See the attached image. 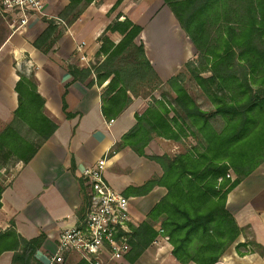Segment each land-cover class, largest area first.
<instances>
[{"label":"trees","instance_id":"obj_1","mask_svg":"<svg viewBox=\"0 0 264 264\" xmlns=\"http://www.w3.org/2000/svg\"><path fill=\"white\" fill-rule=\"evenodd\" d=\"M96 0H69L58 22L48 27L34 44L47 52L67 26L72 25ZM122 2L118 0L111 11ZM197 50V60H188L166 82L150 63L144 43L135 40L142 26L129 18L118 17L102 33L95 64L80 67L66 64L75 80L101 86L102 111L107 119L117 117L138 95L140 87L157 90L160 98L142 112L136 123L117 141L110 155L129 146L163 169L161 177H152L137 188L147 193L155 185L167 188L166 195L140 225H131V254L136 259L159 233L187 255L194 264H216L238 240L244 228L227 207L228 194L264 162V0H164ZM118 31L115 43L107 31ZM210 75L205 76V73ZM16 84L19 106L11 122L0 131V155L5 161L28 164L44 142L56 131L58 123L44 113L45 99L38 92L34 71H19ZM194 79L212 108L205 109L185 86ZM150 95L148 93L144 97ZM62 109L68 111L63 96ZM28 128V134L22 133ZM192 136L196 143L176 154H149L146 147L154 138L179 141ZM72 155V164H73ZM5 168V166H3ZM230 171L234 178L228 176ZM80 184L87 196L84 179ZM4 184L0 180V207ZM86 209V210H87ZM45 234L32 239L11 228L0 233V254L14 250L12 264H43L34 257ZM252 245L264 255L256 241ZM250 251H254L250 249ZM179 253V252H178ZM82 264H90L82 263Z\"/></svg>","mask_w":264,"mask_h":264},{"label":"crops","instance_id":"obj_2","mask_svg":"<svg viewBox=\"0 0 264 264\" xmlns=\"http://www.w3.org/2000/svg\"><path fill=\"white\" fill-rule=\"evenodd\" d=\"M117 1L96 0L90 4L78 20L64 29L47 52L34 44L49 24L42 16L58 22L60 12L69 0H44L42 12L34 14L25 26L18 28L11 26L12 17L4 15L0 9V131L11 122L19 106L16 91L19 71H34L38 92L45 99L44 113L58 123L56 131L28 164L21 161L15 164L16 170L4 183L1 197L0 233L14 228L26 239L45 234L34 254L43 264L87 262L76 251L66 253L63 262L53 261L52 257L57 253L61 230L79 223L87 209L80 172L98 158L107 155L105 178L129 197L133 225L147 220L150 211L167 193V188L162 185H155L147 193L137 189L152 177L163 175L159 163L139 155L129 146L110 155L114 144L136 123V113L146 109L145 98L131 94L129 106L117 117L107 119L102 111V92L109 79L101 86L97 83L88 85L89 80L96 78L94 73L88 81L82 82L75 80L66 68L68 63L87 67L100 59L97 52L101 35L118 17L121 20L129 18L142 26L135 41L144 43L146 55L163 81L176 74L190 58L192 47L186 33L164 0H122L111 11ZM144 2H148L147 8L146 5L141 7ZM159 20L165 21L166 25L160 32L157 31L161 25L158 26ZM107 35L115 43L122 38L118 31L109 30ZM83 42L80 50L78 47ZM81 55L86 59L81 60ZM63 96L68 111L75 114L71 119L64 115ZM172 145L176 144L170 139L154 138L146 152L158 155L174 152L169 148ZM227 207L245 230L236 245L250 238L264 248V162L228 194ZM14 253V250L3 251L0 264H12ZM240 263L264 264V255L258 251L240 255L232 247L216 264ZM107 264L194 262L174 247L167 236L159 233L138 258L126 256L122 262L110 260Z\"/></svg>","mask_w":264,"mask_h":264},{"label":"built area","instance_id":"obj_3","mask_svg":"<svg viewBox=\"0 0 264 264\" xmlns=\"http://www.w3.org/2000/svg\"><path fill=\"white\" fill-rule=\"evenodd\" d=\"M43 6L44 0H0L1 11L12 17L11 26L16 28L25 26ZM108 160L104 155L81 170L90 204L79 223L61 230L53 261L63 262L66 253L76 251L90 264H107L110 260L122 262L129 253L133 225L130 199L105 178ZM228 176L234 178L231 171Z\"/></svg>","mask_w":264,"mask_h":264},{"label":"rangeland","instance_id":"obj_4","mask_svg":"<svg viewBox=\"0 0 264 264\" xmlns=\"http://www.w3.org/2000/svg\"><path fill=\"white\" fill-rule=\"evenodd\" d=\"M143 5H146L145 8H147L148 6V2H144L141 7ZM162 20H159V23H158V26L157 27V31L160 32V30L163 28L164 30V26L166 28V25H165V21H162ZM150 31V30H149ZM182 31H184L182 29ZM185 32V31H184ZM163 35V33L161 34ZM187 36V34H186ZM187 39H188V42H189V45L191 48V53H190V58H188V60H197L198 58L197 57V50L194 46V44L192 43L191 40H189L190 38L187 36ZM183 50V48H182ZM193 51V52H192ZM187 60V61H188ZM186 61V62H187ZM97 62V60L91 64H95ZM184 65V64H183ZM182 70V68L180 69ZM179 70V71H180ZM205 76H208L210 75L209 72L208 73H205L204 74ZM166 82V81H164ZM185 86L187 87V89L189 90V92L196 98V100L200 103V105L205 108V109H210L212 108V104L211 102L207 99V97L203 94L201 88L198 87V85L196 84V82L194 81L193 78L191 77H187L186 78V82H185ZM163 91H168L167 90V86L166 85H162L160 88H158L157 90H153V89H150V88H147V87H140L139 90H138V95H135L137 97H140V98H145V100L147 101V106L145 108H147L149 106V104L153 103L154 101V97H157V98H160V95ZM148 93H150V95L144 97L145 95H147ZM134 95V94H133ZM27 129L28 128H24V130L22 131L23 134L27 135L28 132H27ZM173 143H175L176 145L175 146H171L169 147L170 149L172 148L174 150V152H165V153H168V154H176V153H179V152H182L184 151L188 146L190 145H193L196 143V140L192 137V136H187V137H182L179 141H174V140H171ZM169 150V149H168ZM164 154V153H163ZM5 166V168L3 167ZM16 170V166L15 164L13 163V160H8V161H5L2 156L0 155V180L1 182L4 184L6 183L14 174ZM245 230H243L244 232ZM246 241H256L254 239H250V238H247ZM237 242V241H236ZM236 242L229 248L232 250V247H235L236 250H237V253L238 252V249H237V244L236 245ZM257 242V241H256ZM243 243V242H242ZM258 243V242H257ZM260 244V243H259ZM261 245V244H260ZM250 249H253L254 251H258V247L256 246H253L252 245H249V246H245V247H241L240 250L244 251L246 253L250 252ZM259 252V251H258ZM243 254V255H244ZM242 255V254H240ZM241 264V263H240Z\"/></svg>","mask_w":264,"mask_h":264}]
</instances>
